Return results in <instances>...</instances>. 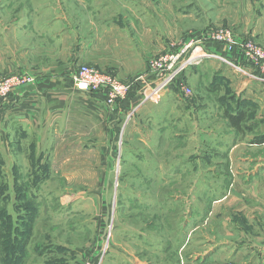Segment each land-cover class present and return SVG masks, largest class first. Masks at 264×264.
Returning <instances> with one entry per match:
<instances>
[{
  "label": "rangeland",
  "instance_id": "374dc122",
  "mask_svg": "<svg viewBox=\"0 0 264 264\" xmlns=\"http://www.w3.org/2000/svg\"><path fill=\"white\" fill-rule=\"evenodd\" d=\"M218 30L264 48V0H0V259L241 264L237 245L262 247L261 75L210 51L145 98L151 60L189 43L208 51ZM135 54L144 69L126 70ZM80 65L135 94L122 109L93 106L92 91L72 94ZM239 111L233 127L224 114Z\"/></svg>",
  "mask_w": 264,
  "mask_h": 264
},
{
  "label": "built area",
  "instance_id": "2783aa9c",
  "mask_svg": "<svg viewBox=\"0 0 264 264\" xmlns=\"http://www.w3.org/2000/svg\"><path fill=\"white\" fill-rule=\"evenodd\" d=\"M210 40L221 45L219 46L221 50L233 52L236 58L240 56L238 58L239 60L243 59L244 61H248L251 67L258 73L257 75H261L260 79L264 80V48H260L248 39H239L240 41L235 40L234 35L228 30H218L212 33ZM209 53L210 51H205L201 45H194L191 47V43H189V45L184 47L181 51H172L167 55L163 53L156 59L151 60L147 71L151 73L157 81H154L155 84H153L154 82L151 84L153 86L148 92L149 94L145 95V98H157L161 91L169 88V85L174 83V79L178 78L189 65L203 60ZM216 53H212V56H219ZM221 59L226 62L224 58ZM238 69L243 70L240 69V66ZM101 75L102 73L95 68L87 65H80L71 72V79L77 90L86 92L98 90L104 93L106 92L105 102L108 104H113L117 99L124 98L127 95L129 91L128 85L120 84L111 77H101ZM250 75L255 77L253 72H251ZM29 80L30 79L26 75H18L15 78V82L12 81V84L15 83L14 85H16L19 82ZM5 90L4 88L2 89L4 92L0 93V97L5 94ZM180 90L182 91L181 88ZM186 90L190 92L187 87ZM184 92L186 91L184 90Z\"/></svg>",
  "mask_w": 264,
  "mask_h": 264
},
{
  "label": "crops",
  "instance_id": "0c3cea01",
  "mask_svg": "<svg viewBox=\"0 0 264 264\" xmlns=\"http://www.w3.org/2000/svg\"><path fill=\"white\" fill-rule=\"evenodd\" d=\"M227 21H231V20H229V19H227ZM234 39L235 40H238V38H236L235 36H234ZM129 42V41H128ZM152 44H154V42H152ZM159 44V43H158ZM128 47L129 48H131V49H134V47H135V44H131L130 42H129V44H128ZM206 50H208V51H211V52H213V53H216L217 52V54L220 56V55H222L223 54V58L226 60V62L228 63V64H230V66H235V65H237V66H240L241 67V65H240V61L239 60H236V55L233 53V52H230V51H225V50H221L219 47H208V48H205ZM131 57V56H130ZM130 57H128L127 59H125L124 61H123V65H124V68L126 69V70H129V69H132L131 67H136V68H138V69H140L141 70V68H143L144 69V64H142V57H139L138 56V54H135L134 56H133V58H131V59H133V63L132 62H129V59H130ZM204 60V59H203ZM203 60H201V61H199V62H197V64H199V63H201ZM213 64H215V66H219L218 68L219 69H221L223 66L224 67H229V66H227L225 63H223L222 64V62H218V63H213ZM133 65V66H132ZM192 66H193V64H191ZM223 65V66H222ZM190 67V65L183 71V74L182 75H185V72L188 70V68ZM194 69H198V68H194ZM139 70V71H140ZM243 70H244V68H243ZM251 70H254L252 67H251ZM190 72V71H189ZM223 72V71H222ZM251 73V72H250ZM148 79V81H150V78H149V76H146V80ZM145 80V81H146ZM231 80V79H230ZM71 83H69L70 84V86L73 88V86L71 85L72 84V81H70ZM146 83H149V82H146ZM44 85H47V84H44ZM62 88H64V86H62V87H60V89H62ZM167 90L168 91H170V90H172V89H168L167 88ZM166 90V91H167ZM79 92L75 87H74V91H72V94H75L76 92ZM82 92V91H81ZM135 91L133 90V87L132 88H129V91H128V93H127V95L124 97V98H121V99H118L117 100V102L119 103V105H120V108L122 109V108H124L125 107V105H127V101H125L124 99L126 98V97H128L129 95H132L133 96V94H135L134 93ZM84 93V92H83ZM88 93V92H87ZM90 94H92L91 96H92V100H93V102H94V104H93V106H98V104L99 103H101V104H105V93L104 92H92V93H88V94H85V95H90ZM24 96H25V94H24ZM73 96V95H72ZM14 99V98H13ZM11 100L10 99V102H15V103H17L18 101H19V99H15V100ZM15 106H17V105H15ZM147 106V105H146ZM141 107V106H140ZM144 107H145V105H144ZM24 117L22 116V119L20 120V122L22 121V122H25L24 121ZM28 121V123H29V120H27ZM24 126V125H23ZM255 199H262V200H264V196H260V192L259 193H257L256 195H255ZM223 201V200H222ZM220 203V202H219ZM259 232L261 233H263V235H264V225H262V227L260 228V230H259ZM263 243V245H262V247L261 246H257V245H255V244H249V246H247V247H242V246H239V245H237L235 248H234V251L232 252V254H231V261H237V260H239V261H241L240 263L241 264H243L244 262L246 263V264H256V262H255V259H254V256H255V254H258V253H261V255H264V241L262 242ZM242 248H244L243 250L244 251H247V252H249L248 254H246V255H241V252H240V250H242ZM236 249V250H235ZM256 250H257V252H256ZM250 253H251V255H250ZM206 255H208L207 254V251H206V253L204 254H202L201 256L202 257H199V259L201 258L202 260L203 259H205V257H206ZM261 257V256H260ZM263 259H264V257H263ZM247 260H251V263H247L246 261ZM0 264H2V263H0ZM21 264H23V262L21 263ZM262 264H264V263H262Z\"/></svg>",
  "mask_w": 264,
  "mask_h": 264
},
{
  "label": "trees",
  "instance_id": "16d2710c",
  "mask_svg": "<svg viewBox=\"0 0 264 264\" xmlns=\"http://www.w3.org/2000/svg\"><path fill=\"white\" fill-rule=\"evenodd\" d=\"M215 45L217 46V45H219L218 43H215ZM183 74V73H182ZM181 74V75H182ZM229 120H230V122H231V124H232V126L233 127H239V126H241V124H242V122H243V120H244V118H245V113L244 112H242V111H239L238 113H236L235 114V116H232V114L231 113H229V112H225V114H224ZM261 141H263V140H261ZM17 228L15 227V231L17 232ZM14 252V251H13ZM17 252V251H16ZM20 253H22V250H21V252ZM17 254V253H16ZM7 256H9L10 255V252H7V254H6ZM0 262L2 263V264H9V262H8V260L7 259H4V258H1L0 259ZM19 261V257H18V259H17V261L15 262V264H21L22 262H20Z\"/></svg>",
  "mask_w": 264,
  "mask_h": 264
}]
</instances>
